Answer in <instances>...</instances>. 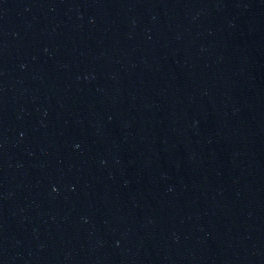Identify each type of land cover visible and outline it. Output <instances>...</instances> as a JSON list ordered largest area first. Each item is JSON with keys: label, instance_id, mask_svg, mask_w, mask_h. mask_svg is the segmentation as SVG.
I'll return each instance as SVG.
<instances>
[{"label": "water", "instance_id": "obj_1", "mask_svg": "<svg viewBox=\"0 0 264 264\" xmlns=\"http://www.w3.org/2000/svg\"><path fill=\"white\" fill-rule=\"evenodd\" d=\"M0 264H264V0H0Z\"/></svg>", "mask_w": 264, "mask_h": 264}]
</instances>
